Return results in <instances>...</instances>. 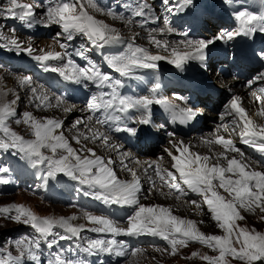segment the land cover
Masks as SVG:
<instances>
[{"label": "snow or ice", "instance_id": "obj_1", "mask_svg": "<svg viewBox=\"0 0 264 264\" xmlns=\"http://www.w3.org/2000/svg\"><path fill=\"white\" fill-rule=\"evenodd\" d=\"M89 2L96 11H104L96 4L91 3V0ZM162 2L168 5L170 0H162ZM180 2L181 0H177V3ZM233 2L234 0H227L229 4ZM182 3L188 5L192 3V0H182ZM39 6L22 3L20 0H5L4 3H0V18L18 19L28 27H32L36 23L43 24L45 27L56 24L66 34L68 41L74 40L77 36H82L94 48H103L107 44L117 43L122 39L116 28L90 14L81 0H47V7L43 15L37 19L35 8ZM147 7V5H138L133 10L132 15L140 17L150 15V10L146 11ZM175 10L179 11L180 9L176 8ZM107 14L115 17V14L110 10ZM234 16L238 24L234 31L223 32L208 40L181 41L183 48L172 47L170 56L153 54L146 48L130 45L128 54L113 56L108 60L109 67L121 76H129L139 68L156 69L158 62L167 59L176 68L182 69L188 61L204 62L206 50L209 45L214 44L217 40L227 42L240 35L251 36L257 32L264 33V13L256 14L245 9L235 12ZM119 18L123 19V16ZM155 31L154 29L153 32ZM159 31L171 33L175 29L166 25ZM11 32L12 35L7 36L0 30V41L3 42L0 43V48L15 51L17 54L26 53L39 62L45 71L57 73L65 81L77 84L91 82L98 88L106 87L111 90L110 92L101 91L99 94H94L87 103V110L93 113L103 110L107 113L105 118L95 120L97 125L109 124L110 121L118 123L122 119V114L129 110L143 109L146 111L154 103L164 104L173 114L179 109L181 115L187 119H192L198 114L190 108H180L179 105L170 103L163 98L157 99L155 93L156 89L159 88L158 84L151 90V97L131 98L122 96L117 91V87L122 83L120 80L113 81L109 74L104 73L94 63L85 66L77 64L72 60L71 53L66 50V44L60 43L59 45L60 49L64 51L45 50L43 48L37 50L31 43L25 46L24 42L15 35V28L11 29ZM149 39L156 47L168 49L167 42L157 40L154 35L150 34ZM81 47L83 48V45ZM76 55L83 57L84 52L78 50ZM259 55L261 59H264V51L260 52ZM52 62H56V64ZM254 80L264 82V71L258 73ZM19 82L22 86L32 85V80L28 76L20 78ZM253 82L250 80L248 83L251 86ZM259 92L264 94V87H261ZM31 93L32 100L38 101L36 107L66 105L64 107L65 112H71L75 107V105L67 104V101L62 97H55L56 104L52 105L49 95L39 87H31ZM3 95L0 93V133H2L0 135V150H11L15 154L22 155L31 162L33 167L42 166L44 179L54 178L58 174L66 175L88 187V191L83 193L85 196H92L107 205L131 208L132 214L127 217L126 226H121L118 221L107 216L83 211V218L92 225L89 228L84 223H73L78 219L76 215L68 217L40 216L22 204L2 206L0 207V215L32 227L38 235L34 238L15 241L19 255H13L11 251L5 250L3 254H0V264H22L25 257L28 261L39 264L42 241L51 248L58 240L80 238L81 233L85 230L106 233L111 237L109 239H88L86 246L83 247V251L88 255L114 253L117 256H124L126 255L123 250L125 242L117 240V236L150 235L166 241L173 255L178 252L180 247L188 246L190 241L207 246L218 254L200 256L198 252H192L189 257L191 259L199 256L207 264H231L232 261H237L239 264H264V232L237 223V221L245 219L242 211L255 213L259 209L260 213L264 214V170H257L252 167L247 162L245 153L236 146L231 138L214 134V138H208L204 141L209 146L216 144L223 147V151L215 153L214 156L191 152L186 145L178 148L177 144L173 143L172 148L177 149L179 155L173 154L168 149L165 151L171 157L173 161L171 169L175 171L156 164L154 176H148L152 188L157 191L160 189L157 188L154 177L168 186L169 192L161 191L162 195L172 197L175 193H179L175 196L176 200L179 201L187 196L188 191H190L202 198V203L206 204L211 219L217 223L218 228L223 233L205 234L197 226V221L174 215L170 206L142 203L139 195L142 190L140 177L136 170L128 167L123 160H121L122 167L131 174V180L118 178L111 166L114 161L111 158L105 160L104 157L97 155L93 148L86 146H82L80 149L73 148L64 133L57 131L63 127L62 120L47 117L41 120L37 119L31 112H24L23 123L30 126L34 138L26 139L19 135L8 124V121L16 116L15 105L19 97L5 101ZM261 98V96H257L258 101ZM224 115L235 117L232 121V130H238L240 141L264 156V123H257L247 113L240 104L239 96H233L225 105V113L222 115V119ZM256 115L264 117V108H261ZM87 120L91 122L93 116L89 115ZM138 122L150 124V120L147 118ZM181 122L184 121L181 120ZM16 123H21V120H16ZM82 124H84L83 118L77 119L73 122L72 127L78 129ZM84 127L91 135L78 132L73 137L77 144H81V138H83V140H102L106 146H111L110 137L106 132L94 130L88 124H84ZM222 127L227 131L229 125L225 124ZM115 130L135 131L131 128L121 129L118 126ZM180 144L183 145V142L181 141ZM43 149L49 150L51 155L45 154ZM85 151L88 155L83 154ZM229 152L235 155L229 158ZM129 155L128 153L123 154L125 157ZM213 159H215V163L211 162ZM222 159L226 161V166L221 163ZM8 171L7 167L0 166V174H6ZM147 171L148 169L145 168V172ZM0 183H8V180L0 176ZM182 184L186 186L187 191L182 187ZM218 189H223L227 195L221 194ZM144 198L146 199L147 196ZM184 203H190L195 205L197 209H201V204L196 200H185ZM261 219L264 220V215L261 216ZM199 223L203 224L204 221L201 220ZM56 229L62 230L63 234ZM157 250L159 251V249ZM141 251V249H133L132 255L136 256ZM48 264H88V262L57 253Z\"/></svg>", "mask_w": 264, "mask_h": 264}, {"label": "rangeland", "instance_id": "obj_2", "mask_svg": "<svg viewBox=\"0 0 264 264\" xmlns=\"http://www.w3.org/2000/svg\"><path fill=\"white\" fill-rule=\"evenodd\" d=\"M20 1H23V2L28 1L29 4L39 5L37 0H27V1L26 0H20ZM101 1L102 0H98V3ZM133 1H134V4L137 2V4H136L137 6L138 5H144V4H146L147 6H150L148 3L151 0H149V1L148 0H133ZM172 1H173V6L176 7L175 0H172ZM200 1L201 2L207 1L208 3H206V4H208V7H211V5H210L211 2H214L215 6L217 8V9H215V13L219 14L221 17H225V16H223V14L221 12H229V10L231 9L230 4H227V5L220 4V2H225V0H200ZM246 1H254V2L261 4L262 1H264V0H234L233 3L234 4L244 3ZM4 2H5V0H0V3H4ZM81 2L85 5V8L89 11L90 14L94 15L99 20H103L105 23L106 22L111 23L118 30V32L123 33V35L126 32V30H128L129 27L132 26V25L130 26L129 24H126V23L121 21V19L119 18L120 13L115 14V17H114L112 15L106 14L104 11H96L95 8H92L90 6L89 0H81ZM105 2L106 3H103V4L107 5V0ZM151 2H153V1H151ZM91 3H94V2L91 0ZM156 3H157V5H160L161 11H167L168 10L167 7L172 8L170 4H168V6L165 5L162 2V0H157ZM176 3H177V0H176ZM197 3H199L198 7H197V13H198L200 11L199 10L200 2L198 1ZM94 4H96L99 8H101L103 5V4H101V7H100L99 4H97V3H94ZM130 7H131V5L129 6V11L132 13V10L130 9ZM177 7H178V5H177ZM155 9L158 10V8H155ZM40 10L41 9H37L35 11H36V15H40V17H41L42 16L41 14H43L44 11L42 13V12H40ZM212 10L213 9L210 8L209 12H211ZM177 13H178V11L174 10L173 14L171 16H168V17H170L169 20L172 23V25H174V22L172 21L174 18H172V16H175ZM163 18H164V16H163ZM134 20H135V18H134ZM146 20H148V19H146ZM164 20H165V18H164ZM10 21H11L10 19L0 18V30H2L5 35H7V34L12 35L11 29H13V28L11 27ZM13 22H14L13 26H15L14 28L16 29L15 34L19 35L20 37L24 38L25 40L30 38L29 42H32V41L36 40L37 38L47 39L51 43L55 44V46H57L59 48V51H63L59 47L60 43H64L67 45L66 50L70 49V42L71 41L67 40L66 34L62 32V29L59 25L52 24L51 26H49V36L53 37L50 39V37H48L47 34H44V33L39 34V32H40L39 30H36L37 34L33 35V33L30 32L28 29L20 28L21 23L18 19H16V21H13ZM138 22L142 25H149V23L147 21L142 20L140 18H139ZM160 24H166L165 22H163L162 18L160 19ZM166 25L168 27L172 28V26H170L168 24H166ZM151 27L154 28V26H151ZM19 28H20V30H19ZM161 28L162 27H159L158 29H161ZM135 29H136V31H135ZM135 29L132 32L130 31L131 33L129 35H127L126 37H128V36L131 37V35H133V38H134V36H136V32L140 30L139 28H135ZM24 30H26V31H24ZM175 32L176 31H174V34H175ZM58 33H59V35H57ZM150 34H151V32H144L140 35L142 36V39H143V37H146ZM155 34H158V33L155 32ZM174 34H173V38H174ZM77 37L78 38L74 39L75 41L72 43V45H74L78 39H81L78 41V44H79L78 50L83 51L84 56L83 57L78 56V55H76V56H78L79 58H83L86 62V65H88L89 63H94V64L98 63L97 59H100L102 56H104L106 54L103 49L94 48L93 46H91L82 36H77ZM122 37H124V36H122ZM173 38L171 37L172 40H174ZM1 42L2 41H0V43ZM171 43L173 44V42H171ZM167 44L170 45L169 42H167ZM82 45H83V48L81 47ZM39 49H40V47H39ZM94 51H97L96 55H95ZM155 51H158V50H153V52H155ZM108 53H112V52H108ZM75 54H76V52H75ZM10 55L22 59L21 54H17L15 52L9 51V50H6V51L0 50V69L1 70L4 69L7 73H11L12 75L13 74L16 75V74L20 73V74H24L26 76H29L31 78L32 82H34L32 84L38 86L39 88L41 87L46 93H48V94L50 93V91L47 92L48 91L47 85H40L39 83H37L35 81L36 78L32 74L31 68L29 66H26V67L21 66L24 64L25 65L35 64V67H37L38 63L33 60L34 58L30 57L29 55L27 58V54H24V58L29 59L27 63L22 62L20 60L15 62L16 58H13L14 63L20 64V67H18L16 65L12 64V59H11ZM108 57L111 58V54H108ZM99 67L101 68V70L104 73L108 72V74L110 75V77L113 81L119 80L120 74L117 73L116 71H114V69H113V72H109L108 67H102V66H99ZM42 80H43L42 82H44V77ZM53 83H59V82H51V84H53ZM122 85H123V81H122L121 86ZM45 88H47V89H45ZM54 96H56V95L54 94ZM57 97H59V96H57ZM18 103H19V106L17 107V105H16V107H15L16 108V116L11 118L8 121L9 127L12 130H14L15 132H17L19 135L24 136L26 139H31L33 136L32 130L29 127V125L23 123L24 111L27 108H32L33 112L38 114L40 112L39 110L49 109L50 107H41V108L37 109L35 107L36 103L35 104L34 103H28L27 101H25V98L23 96L20 97ZM70 104H73V103H70ZM73 105H76V104H73ZM77 106H81V105H77ZM56 110H58V109H56ZM59 111H61V110H59ZM76 116L78 117V115L75 114L74 112L69 113V115H67L65 117L63 116L62 121L64 123V126L67 128L69 127L68 129H71L72 119L76 118ZM85 116L88 117L86 114H85ZM41 118L44 119V117H41ZM18 119L21 120V123H16V120H18ZM206 132H208L207 137L212 138L213 131H209V130H204L201 132V134H199V133H192V134H194V137L196 138L197 142H202L204 139L203 134H205ZM229 133L230 132H228V134ZM0 135H2V133H0ZM84 142H87V141L84 140ZM70 143L76 144V141L73 139V137L70 138ZM84 145L85 144L83 143L81 146H84ZM191 145H195V144L192 143ZM167 146L164 145L163 147H167ZM123 150H124V148H122V151ZM42 151H44L45 154H47V155H51V152L47 149H43ZM85 153H87V152L85 151ZM244 153H245V157L250 158L252 160V161H250V160L246 159L248 161V163H250L251 166L252 165L253 166H260L261 170H264V166H262L260 163H258L254 160L255 157L253 158V156L250 155L249 152H248V154L246 152H244ZM228 154H229L228 156L235 155L234 153H228ZM157 160H160V159H157ZM26 162H27V159H25L22 155L15 154L11 150L10 151L0 150V166L7 167L9 169V171L6 174H0V176H2L4 179L8 180V183H0V207L10 205V204H22V205H25L26 207L31 208L34 212H36L40 216H52V217H61V216L68 217L69 212H76V211H77V213L79 211L80 212L88 211V212H91L92 214H95V215H103L101 213L95 212L94 210H92L90 208L85 209V210L84 209L79 210L73 206L67 205L66 203L60 204V203L51 201L49 197H51V199L53 197L48 196L50 191L57 189V188L61 189L62 187L59 184V181H61L62 185L64 186L66 184L67 180H65L63 177H68V176L58 174L54 178L44 179L43 178V171L39 172L38 174H35V171L33 169L28 168V165ZM124 163L126 164V161H124ZM224 165L226 166V162ZM119 167H120V165H119ZM163 167L174 171V169H171V164H169V163L164 164ZM36 170L39 171V167H36ZM11 179H12V184H11ZM35 183L38 185L37 189L33 188ZM149 186L150 187L152 186L151 182H149ZM45 188H48L49 190L47 191V189H45ZM219 191L221 192V194L227 195L223 192V189H220ZM141 193L143 194L142 191H141ZM190 195L193 196L192 198L195 199L197 202L199 200H201L200 196H198V195L197 196L193 195V194H190ZM187 200H189V199H187ZM53 206H56L58 209L56 211L53 210V208H52ZM72 209L74 211H71ZM189 214H193V212H189ZM242 215L245 216V219L242 221H237L238 224H240L241 226H246L248 228L254 227L257 231L264 232V220L261 219V216L264 214L260 213L259 209H257L255 213L242 211ZM103 216H105V215H103ZM127 217H128V215L123 216L121 218H114V220L118 221L119 223H127ZM212 222L213 223H211V222L203 223V225H202L203 229H201V231L205 232V234H213V230H214L213 228H217L218 226L215 225L216 222H214V221H212ZM81 223L86 224V226L89 228L92 227V225L89 224V222L86 219L82 220ZM56 231H60L62 233V230H60V229H56ZM37 235L38 234L36 233V231L32 227L25 225L23 223L14 222V221H12L10 219H6L4 216L0 215V254H3V252L5 250H9L13 253V255H19V250L15 247V241L20 240V239L34 238ZM145 236H147V235H145ZM96 238L109 239L111 237L109 236V234H106V233L101 234V233H95L92 231L85 230L81 233V237L79 238V240L82 243H83V241L86 243V241L88 239H96ZM146 239L147 238H145V240L139 242L138 247L136 249H141L142 251L140 253H138L136 256L132 255L133 248H131V246L125 245V244L123 246V250L126 252V255L117 256L113 253V255L116 256V257H113L111 254H108V256H110V259H112V261L109 264H207V262L201 260L199 258V256L192 257L191 259H189V257L191 256V253L192 252H198L200 256L205 255V254H207V255H217L218 254L214 250L208 248L205 245L200 244L199 242L190 241L188 246L180 247L178 249V252L175 255H173V254H171L170 246L163 239L158 237V240L156 242H152V241L146 240ZM117 240H120V239H117ZM62 241H64V240H58V242H62ZM61 244L62 243H56L54 245L56 248L54 250H52L51 252H53L57 248H59V246ZM79 245H81V244H79ZM81 246H84V245H81ZM142 247H143V249H142ZM49 249L50 248L47 246V243L42 241L41 247H40V253L42 252V250H44L46 252H50ZM157 249H159V251ZM165 249H167V251H165ZM115 259H117V261ZM44 263H45V260L41 259V257H40L39 264H44ZM22 264H35V262L28 261L25 257L23 259ZM231 264H239V262L232 261Z\"/></svg>", "mask_w": 264, "mask_h": 264}, {"label": "bare ground", "instance_id": "obj_3", "mask_svg": "<svg viewBox=\"0 0 264 264\" xmlns=\"http://www.w3.org/2000/svg\"><path fill=\"white\" fill-rule=\"evenodd\" d=\"M151 1H153V2H151ZM151 1H149V3H148L150 6H148L147 9H146V11L150 10V15H146L144 17L133 16L132 13L129 11V6L130 5H131L130 9L132 10V12L137 7V5L133 3V0H107V5H104V4L102 5V8L104 9V12L106 14L108 13L109 10L111 12H113L114 14H119L120 13L119 16L120 17L123 16V19H121V21L126 23V24H129L130 26L132 25L131 27H129L128 30H126L124 35H123V33L119 32L121 37L124 36V37H122L120 42L110 43V44L105 45L102 48L105 52H112V53L115 50H118L117 53L111 54V57L118 56V55H123V54H128L130 45L132 47H143V48L148 49L153 54H160V55H163V56H170V51H171L172 47L183 48V44H181V41H176V40H172L171 39V37L173 38L174 32L161 33L159 31V29H158L159 27L164 28L166 26V24H160V19L163 18V16H164L165 19H168V16H171L174 10L172 8H168L167 7V9H168L167 11H161L160 5H157V3H156L157 0H151ZM20 2L28 3V1L27 2L20 1ZM197 2H198L197 0H192L191 4L184 5L182 3V0H181L180 3H177L178 4L177 8L180 9L179 10V13L181 14V15L179 14L180 17H183L186 14V12H188V11L191 13V16L193 17V14L197 13V7H198V4H199ZM104 3H106V2H104ZM169 4H171V1L169 2ZM220 4L227 5L229 3H227L225 1V2H220ZM144 5H146V4H144ZM263 5H264V3H263ZM34 6H36V5H34ZM230 7H231V5H230ZM236 7H237L236 5H233L234 9ZM155 8H158V10H156ZM37 9H41L40 12L43 13V11H42L43 7L42 6L41 7L39 6V7L35 8V10H37ZM199 10H200V8H199ZM238 11H240V10H238ZM234 14H231V16L235 17ZM41 15H43V14H41ZM36 16H37V19L40 18V15H36ZM136 17H139L142 20H145L147 22L150 21L149 22L150 25H142V24H140L138 21L134 20V18H136ZM146 19H148V20H146ZM10 20L14 21V19H10ZM175 20H177V18H174L172 21L174 22ZM20 23L23 24L21 21H20ZM106 23L108 25H110L111 27H114L111 23H109V22H106ZM42 25L43 24L36 23V24H33L32 27H28L25 24V27H20V28H24V29L26 28L30 32H32L33 35H34V34H37L36 30H39V31L42 30V27H40ZM151 26H154V28L151 27ZM135 28H139L140 29L139 31L136 32V36H134V38H133V35H131L132 38L129 37V36L126 37ZM154 29L156 30L155 32L158 33V34H155V32H153ZM135 31H136V29H135ZM144 32H151V35L153 34L156 37V39L160 40L161 42H169L170 45L168 44V49L165 50L163 47H156V45L149 39V35L146 36V37H143V39H142V36L140 34H142ZM8 36H11V35L9 34ZM16 36L21 41L24 42L25 46L28 43H31L32 46L35 49H37V50H39V47H40V49L43 48L45 50L59 51V48L57 46H55V44H53L50 41H48L47 39H39V38H37L36 39L37 41L34 40L32 42H29L30 38L25 40L24 38L20 37L19 35H16ZM171 42H173V44ZM1 43H3V42H1ZM0 50L6 51L5 48H0ZM153 50H158V51L153 52ZM13 52H15V51H13ZM20 54L22 55V59L10 55L13 65H16V63L13 62V58H16L15 62H17L18 60H20L22 62H25V63L28 62L29 59L24 58V54H26V53H20ZM27 58H28V55H27ZM109 59L110 58L108 57L107 61ZM33 60L35 62H37L35 59H33ZM200 62L201 61H197V60L188 61L182 69H178L166 59V60H162V61L158 62V67L156 69L139 68V69H136L135 72L137 74H139V75L163 76V77L167 78V80L171 81V80H176V77L178 75L185 74L189 70H191L192 68H200L201 67L200 66ZM37 63H38L37 67L42 69V74L40 75L41 76V80H38V78L35 77L36 78L35 81L37 83H39L40 85H47L48 86V89L47 88H45V89L48 90L47 92L50 91L49 94L47 93L49 95V98H50V103L52 105H55L56 104L55 97H57V95L54 93L52 88H54L56 86V83L51 84V82H60V80L62 78L60 77V79H59L57 77L52 76L50 73H48V71H45L41 67L39 62H37ZM52 63L56 64V62H52ZM16 66L20 67V64H17ZM204 70L207 71V68L204 69ZM24 76H26V75L20 74V73H18L16 75L15 74L12 75L11 73H7L4 69H2V70L0 69V93L4 94L3 95V99L5 101H11V100L15 99L17 96L20 99V97L23 96L25 98V101H27L28 103H34V104L38 103V101L32 100V93H31V87H38V86H36L34 84H32L30 86L29 85L22 86L20 84L19 80H20V78H22ZM43 77H44V82H42L43 81L42 80ZM214 77H215V82L214 83L216 85L221 84V78H219L218 75H215ZM121 80L123 81V85L122 86H126L128 81H126L124 78H122ZM32 83H34V82H32ZM73 83H75V82H73ZM75 84H77V83H75ZM52 92L56 96H54V94ZM237 96L240 97V104H241L242 107H244L246 109L247 113L251 117H253L256 120L257 123H264V117H260V116L256 115V113L261 108H264L263 99L258 101L256 95H251V93L245 92L244 90H237ZM18 101L19 100H17V103H16L17 107L19 106ZM67 104L73 105V104H70L68 102H67ZM16 105H15V107H16ZM65 106L66 105H61L60 107L53 106V107H50L49 109H42V110H39L40 112L38 114L33 112L32 108H27L26 110L24 109L25 110L24 112H31L37 119H41V120H43L41 117H44V118L47 117V118H54V119H57V120H63V118H62L63 116L65 117V116L69 115V113L74 112L75 114L78 115V117L76 116V118L72 119V123H71L72 125H73V122L75 120L83 118L84 124H88L94 130H99L101 132H104V130L99 128L97 126V124L93 120L91 122H89L87 120V117L85 116L86 111H85L84 107L75 105L74 109L71 112H65L64 111V107ZM36 108L39 109L41 107H36ZM56 109H58V110H56ZM59 110H61V111H59ZM84 124L80 125L78 129L77 128H73L72 125H71V129H68L69 127L68 128L65 127L64 123H63V127L61 129L57 130V131L58 132H63L65 137L70 142V138L76 136L78 134V132H84V133H87L88 135H91V133H88L87 128L84 127ZM201 124H204V125L207 126L210 123L209 122H205V120H204V121H202ZM211 125H213V124L211 123ZM229 128H228L227 131H225L224 129H223V131H220V130H217L216 128L213 127V130H211V131H213V134L224 135V136H228V137L238 134V130L237 131H233L232 130V126H230ZM228 132H230V133L228 134ZM213 134H212V138H214ZM108 136L110 137L111 146H106L102 142V140L93 141V140L89 139V140H86L87 142H84L83 138H81V144H77V143L76 144H71L70 143V144L72 145L73 148L80 149L82 147L81 145L84 143L85 144L84 146H86L88 148H93L96 151V154L104 157L105 160H107L108 158H111L114 161V163L111 166L114 169V171L116 172V175L118 176V178H120L122 180H131L132 179L131 174L129 172L125 171L123 169V167H122V164H121V160L126 161L127 166L130 167V168H134L136 170V172H137V175L140 177V181H141V185H142V190L141 191L143 192V194L140 193L139 195H140V199H141L142 203H144L146 205L159 204V205H164V206H170L172 208V210H173V214L174 215H178V216H180L182 218H188V219H192L194 221H197V226L200 228V230L203 229V226H202L203 224L199 223L201 220H203L204 223H206V222L213 223L212 222L213 220L211 219V214L208 212L206 204L202 203V198L201 197H200L201 200L198 201V203L201 201L200 202L201 209H197L195 207V205H192L190 203L189 204H185L184 203V201L187 200V199H189L188 201L195 200V199L192 198L193 196H191L189 194H187V196L183 197L179 201L176 200V198H175V196L178 195L179 193H175L172 197H167L165 195H162L161 191L164 192V193H167V192H169L170 189L168 188V186L166 184H162L158 180V178L154 177V179H156L157 188H159L160 191H157L155 188H152V186L151 187L149 186V182L150 181L148 180V176L149 175H153L154 176V169H155V165L156 164H160L163 167V165L166 164V163H169V164L173 163V161L171 160V157L168 156V154L165 151V149H168V150L172 151L173 154H175V155H179V152L177 151V149H173L172 148V144H170V146L168 144H165L166 146L168 145L169 147L168 146L167 147H163L165 149H164V153L162 154V158L160 160H157V159H155V156H153V154H152V148L146 149L144 151V155L145 156L143 155V157H138L137 155H134V153H132L131 150L126 149L121 144L117 143L114 140V138H112L109 134H108ZM207 136H208V132L203 134L204 139H203L202 142H197L196 138H194L193 135H190L188 138L181 140L183 142V145H181L179 143V145L177 147L179 148V147H182V146L186 145V146L189 147L191 152L199 153L201 155H209V156H214L215 153L223 151V147L216 146L215 144H213L211 146L206 144L204 141L209 138ZM32 138H34V137L32 136ZM192 143H194L195 145H191ZM116 146H119V147H116ZM122 148H124L123 151H122ZM124 153H128L130 155L125 157V156H123ZM83 154L84 155H88V153H85V152ZM229 158H231V156H229ZM246 159L252 161L250 158L246 157ZM211 162L215 163V159H213ZM225 162L226 161H224L223 159L221 160L222 164L223 163L225 164ZM26 163L28 165V168H31V169H33L35 171V174H38L39 172L43 171L42 170V166H37V167H39V171H38V170H36V167L32 166V164H31V162L29 160H27ZM119 165H120V167H119ZM149 165H152V167H149ZM252 167L256 168L257 170H261L260 166H253L252 165ZM145 168L148 169L147 172H145ZM177 176H178V174H177ZM214 183H215V181H214ZM79 185H81V184L79 183ZM82 186H86V185H82ZM37 187H38V185L35 183L33 188L37 189ZM218 190H220V189H218ZM150 191H151V194L149 195ZM190 194H192V192H190ZM145 196H147L146 199L144 198ZM52 208L55 211L58 209L56 206H53ZM71 211H74V210L72 209ZM188 211L189 212H193V214H189ZM79 212L78 213H77V211L76 212H69V216L76 215L78 217L77 220L73 221V223H75V224H79V223H81L82 220H84V218L82 216V212H80V213ZM109 218L112 219V217H109ZM119 224L121 226H126V223H119ZM215 225H217V223H215ZM213 229H214L213 230V234H223L222 230L219 229L218 227L217 228H213ZM103 234H105V233H103ZM142 249H143V247H142ZM111 255L113 257H116L113 254H111ZM115 260L117 261V259H115Z\"/></svg>", "mask_w": 264, "mask_h": 264}]
</instances>
